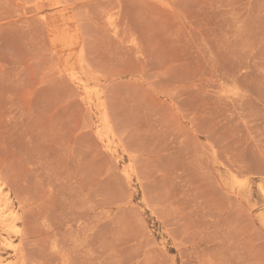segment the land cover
<instances>
[{"label":"rangeland","instance_id":"374dc122","mask_svg":"<svg viewBox=\"0 0 264 264\" xmlns=\"http://www.w3.org/2000/svg\"><path fill=\"white\" fill-rule=\"evenodd\" d=\"M0 211V264H264V0H0Z\"/></svg>","mask_w":264,"mask_h":264},{"label":"bare ground","instance_id":"6f19581e","mask_svg":"<svg viewBox=\"0 0 264 264\" xmlns=\"http://www.w3.org/2000/svg\"><path fill=\"white\" fill-rule=\"evenodd\" d=\"M74 38V37H73ZM59 42H61V41H59ZM8 214H7V211H0V220L2 219V220H5V219H7L8 218Z\"/></svg>","mask_w":264,"mask_h":264}]
</instances>
